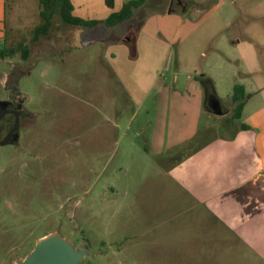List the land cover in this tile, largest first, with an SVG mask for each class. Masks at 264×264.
Here are the masks:
<instances>
[{
	"label": "rangeland",
	"instance_id": "374dc122",
	"mask_svg": "<svg viewBox=\"0 0 264 264\" xmlns=\"http://www.w3.org/2000/svg\"><path fill=\"white\" fill-rule=\"evenodd\" d=\"M70 1L105 20L128 0ZM39 23L37 0H6L0 46L30 49L14 58L31 117L17 148L0 147V264L52 232L86 246L81 264H264L169 176L243 121L234 85L245 116L264 106V0H146L115 27H53L32 44Z\"/></svg>",
	"mask_w": 264,
	"mask_h": 264
},
{
	"label": "crops",
	"instance_id": "0c3cea01",
	"mask_svg": "<svg viewBox=\"0 0 264 264\" xmlns=\"http://www.w3.org/2000/svg\"><path fill=\"white\" fill-rule=\"evenodd\" d=\"M5 5L1 0L0 24ZM208 95L218 101L214 93ZM247 101L239 119L243 121L232 132L213 136L178 160L169 176L210 211L214 227H223L264 261V106L245 116ZM220 109L222 114L207 112L224 116Z\"/></svg>",
	"mask_w": 264,
	"mask_h": 264
},
{
	"label": "trees",
	"instance_id": "16d2710c",
	"mask_svg": "<svg viewBox=\"0 0 264 264\" xmlns=\"http://www.w3.org/2000/svg\"><path fill=\"white\" fill-rule=\"evenodd\" d=\"M146 0H128L121 5L119 11L111 13L105 20H83L72 15L73 6L70 0H37L38 19L40 23L31 30L30 43H36L40 38H47L53 27H75L90 29L103 25L107 28L115 27L127 21L133 16L135 10L140 8ZM108 8H113V1L105 2ZM58 21V23L56 22ZM58 24V25H57ZM19 55L24 60L28 59L30 49L25 45V40H20L19 44L10 49L9 56ZM6 54H0V57ZM248 95L242 85H234L231 95V102L234 105L232 120H239L242 110L247 101ZM245 130V126L240 127Z\"/></svg>",
	"mask_w": 264,
	"mask_h": 264
},
{
	"label": "flooded vegetation",
	"instance_id": "af4514ba",
	"mask_svg": "<svg viewBox=\"0 0 264 264\" xmlns=\"http://www.w3.org/2000/svg\"><path fill=\"white\" fill-rule=\"evenodd\" d=\"M2 44L3 46H0V54L6 55L0 57V62L8 63L9 60H12L13 63H9L11 66L9 72H0V82L3 88L0 89V147L17 148L20 145L21 134L26 128V122L31 117L30 112L25 108L24 95L17 89V78L21 74L20 70L24 63L15 61V55H8L9 50L16 47L19 42L6 48L4 46L7 45L6 42H2ZM20 59L23 61L27 60H24L21 56ZM206 93L212 92L207 90ZM205 104L211 113H215V111L222 113L221 106L216 103V100L211 95L206 97ZM18 171L17 168L15 172L18 173Z\"/></svg>",
	"mask_w": 264,
	"mask_h": 264
},
{
	"label": "water",
	"instance_id": "95a60500",
	"mask_svg": "<svg viewBox=\"0 0 264 264\" xmlns=\"http://www.w3.org/2000/svg\"><path fill=\"white\" fill-rule=\"evenodd\" d=\"M215 114L222 113L215 111ZM87 255L90 253L86 246L77 248L59 233L52 232L38 239L32 251L13 264H81Z\"/></svg>",
	"mask_w": 264,
	"mask_h": 264
}]
</instances>
